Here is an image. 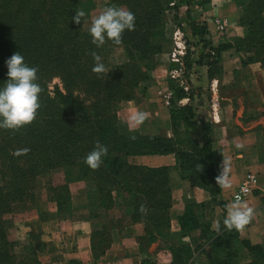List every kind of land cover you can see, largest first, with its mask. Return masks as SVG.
Here are the masks:
<instances>
[{
  "label": "trees",
  "instance_id": "trees-1",
  "mask_svg": "<svg viewBox=\"0 0 264 264\" xmlns=\"http://www.w3.org/2000/svg\"><path fill=\"white\" fill-rule=\"evenodd\" d=\"M111 1L135 14V30H126L118 45L124 49L127 62L109 68L105 46L97 48L91 43L90 32L82 29L86 17L80 25L72 20L77 10H84L83 0H0V87L8 80L6 60L20 52L28 66L38 68L37 83L43 89L41 107L32 124L16 132L0 129V264H40L34 248L32 260L17 259L6 236L4 216L17 203L32 205L39 179L59 169H64V181L50 187L57 209L61 199L67 200L72 183L91 189L89 197L97 198V208H111L113 193L122 194L131 220L145 224L141 240L167 237L173 264H188L192 246L201 250L208 264H240L238 244L251 254L246 264H264L263 250L240 241L238 231H228L224 225L219 233L211 228L205 216L209 204L185 200L177 217L180 231L171 232V167H150L132 159L173 155L180 179L206 191L211 203L224 210V203L217 199L221 189L216 184L223 156L213 147V124L197 120L192 105L180 103L191 100L185 88L176 86L173 91L176 103L171 100L168 110L170 137L129 131L119 120V104L135 100L140 84L149 79V69L143 63L152 62L162 50L165 5L162 0ZM239 3L243 14L239 25L246 32L238 42L244 45L245 53L253 54L242 63L264 62V0ZM208 51L214 56L215 51ZM92 52L102 56L110 70L106 79L92 72ZM210 63L209 81L213 79ZM198 122L201 133L197 140L191 131ZM133 135L135 141L129 139ZM97 141L108 152L99 170L93 171L84 159ZM25 148L30 149L26 155H15ZM141 204L147 206V215L139 212ZM195 231L199 232L196 237L192 235ZM91 237L105 240L104 234L96 232ZM184 238L189 244L182 242ZM100 251L97 248V253Z\"/></svg>",
  "mask_w": 264,
  "mask_h": 264
},
{
  "label": "crops",
  "instance_id": "crops-1",
  "mask_svg": "<svg viewBox=\"0 0 264 264\" xmlns=\"http://www.w3.org/2000/svg\"><path fill=\"white\" fill-rule=\"evenodd\" d=\"M231 37H242L244 30L235 27L229 32ZM223 63L221 81H209L207 70L205 76L196 82V97L204 101L196 119H207L214 126L213 147L220 150L223 159L230 161V179L232 188L222 190L217 197L225 205V209L212 205L210 195L199 188H191L187 181H180L183 199L209 204L207 210L211 228L219 219L223 222L227 215V206L232 203V194L243 176L252 173L256 177L253 194L244 202L255 209V217L243 231H238L239 240L252 246H259L264 252V62L248 61L232 51ZM247 57L252 53L246 54ZM219 85V86H218ZM223 92V94H220ZM203 94V96H199ZM209 97V98H208ZM186 100V99H185ZM209 107V108H207ZM224 108V109H223ZM195 110V109H194ZM205 111V113L203 112ZM229 112V115L227 113ZM200 113V114H199ZM127 121L128 117L126 116ZM166 136L172 135L169 127L168 112L164 116ZM200 124L198 122L199 128ZM200 131V128L198 129ZM243 144V148H237ZM151 167L173 166V155L149 156ZM222 159V161H223ZM222 164V162H221ZM174 209V208H173ZM183 205L177 207L171 215V232L179 233L177 217L182 213ZM214 210V213L212 211ZM92 213V214H90ZM219 214V215H218ZM77 215V216H76ZM128 204L124 195L113 193V206L109 209L95 207L77 209L65 218L57 214L55 208H47L25 224L24 237H33L39 243L46 240L45 250H37L40 264H172L171 258L157 261L149 260V250L142 249L141 238L145 235V224L130 218ZM221 216V217H219ZM219 218V219H218ZM220 222V221H219ZM30 226L39 225L30 229ZM222 225H224L222 223ZM85 230L86 235H80ZM96 232L102 237L92 239L91 233ZM198 236L199 232L192 233ZM97 248L101 251L97 253ZM239 263L246 264L252 259L251 254L240 244ZM142 249V250H141ZM97 253V255H95ZM188 264H208L202 253H197Z\"/></svg>",
  "mask_w": 264,
  "mask_h": 264
},
{
  "label": "rangeland",
  "instance_id": "rangeland-1",
  "mask_svg": "<svg viewBox=\"0 0 264 264\" xmlns=\"http://www.w3.org/2000/svg\"><path fill=\"white\" fill-rule=\"evenodd\" d=\"M83 2H85L84 10L86 12V20L83 23L82 29L87 32L91 27L92 20L96 18L105 7L116 6L127 10L125 5L116 4L111 0H83ZM162 2L165 5L163 15L164 41L162 42V50L154 56L152 62L143 63V66H147L146 68L149 69V79L147 82L140 84L136 99L121 102L117 110L119 120L123 122V125H125L129 131L130 129L126 116L129 118L131 113L136 110L148 112L149 119L143 126L134 130V132L149 136L166 135L167 124L165 125L163 118L168 112L170 104L168 106L165 104V96L172 93L170 102L173 100L174 103H176L173 94L176 86L185 88L184 90H188V93L191 95V100H182L181 104H190L195 111L198 112L201 105L204 107L207 106V102H204L207 98L206 95L202 97L201 100L196 97L198 92L196 82L199 81L203 75L205 76L207 64L213 62L211 65L213 79L210 81L218 80L220 82L223 76V63L229 55H233L232 51L240 56H242L243 53V58H249L246 55L247 53H245L244 45L238 42L239 39L244 37L246 32V28L239 25V19L243 15L239 0H162ZM216 19L225 22L224 30L221 31L216 29ZM236 26L243 28L244 35L242 37H231L229 35V32L234 30ZM195 30L197 34H193ZM221 45H225L226 47L217 51V48ZM104 46L109 68L127 62V56L122 47L109 43L108 41H106ZM209 48L210 52L212 50L215 51L214 56H211L209 53ZM214 63L216 65H214ZM54 82H56V80ZM220 94H223V92ZM199 96H203V94H199ZM203 112L205 113V111ZM227 115H229V112ZM203 120L206 122L208 121L204 117ZM198 129L199 128L196 127L191 131L192 136L197 140L200 138L201 133ZM213 130L214 126L212 128V138L214 134ZM148 157L149 156L135 157L132 160L133 162H139L151 167ZM173 160V166H169L172 169L170 172L172 204L169 211L171 215H173L172 212L177 207L184 205L185 200H187L185 198L183 199L185 193L180 186V181L187 180L180 179L179 173L175 168L174 156ZM63 181L64 169L50 172L48 175L39 179V187L35 190V201L32 205L28 203H17L13 206L11 213L4 216L6 236L8 241L13 244L11 251L17 256V259L30 261L34 258L31 254L32 248L38 250V252L45 250L46 240L40 239L39 243H37L38 240L35 241L36 239H33L31 235L27 238L24 237V230H26V227H23V224L33 220L39 212L47 208H55L57 214H61V216H65V218L77 209L89 208L91 212H94L95 206L98 203V201H96L97 198L89 197L91 189L86 188L83 183L70 184L67 200L61 199L60 201L62 204L60 208L57 209V201L50 187L62 184ZM190 186L191 188H196L191 184ZM212 213H214V210ZM208 215L210 214L206 212V220L209 223L211 220L215 221L217 218L216 215V218L212 217L209 221V219H207ZM219 221L221 228L223 222L220 219ZM29 227L31 229L32 226L29 224ZM37 227H39V225H35L32 228ZM79 233L80 235H86L85 230H79ZM194 237L196 236L194 235ZM165 239H167V237H158L155 241L146 239L142 242V249L150 251L149 260H161L164 256L166 259L171 258V253L169 251L171 242ZM182 242L189 244L187 238H184ZM172 243L178 244L175 242ZM191 249L193 250V258L195 254H200L201 252V250H196L194 246H192ZM171 263L173 264L172 258Z\"/></svg>",
  "mask_w": 264,
  "mask_h": 264
},
{
  "label": "clouds",
  "instance_id": "clouds-1",
  "mask_svg": "<svg viewBox=\"0 0 264 264\" xmlns=\"http://www.w3.org/2000/svg\"><path fill=\"white\" fill-rule=\"evenodd\" d=\"M86 17V12L82 9L77 10L72 20L76 25H80ZM135 30V14L122 7H105L102 12L92 20L89 29L92 37L91 43L97 48L102 47L106 41H111L114 45H121L123 33ZM94 66L92 72L100 79H106L109 69L103 63V58L96 52L91 53ZM8 80L0 87V129L19 131L21 128L32 124L41 107L39 98L43 89L37 83L38 68L30 67L25 63L24 57L20 52L14 53L6 60ZM149 119V113L145 111H133L128 119L130 131L144 125ZM130 140L135 141L136 136H130ZM237 148H243V144H237ZM30 149L17 150L15 155H26ZM108 149L99 141L96 142L94 149L87 154L84 163L93 171L99 170L103 164V157L107 155ZM230 161L223 159L220 173L216 177V184L222 190L232 188L230 179ZM142 215L148 214L145 204L139 206ZM255 209L237 199L227 206V215L223 221L224 227L228 231L235 229L243 231L255 217ZM215 231H221L219 221L214 225Z\"/></svg>",
  "mask_w": 264,
  "mask_h": 264
},
{
  "label": "built area",
  "instance_id": "built-area-1",
  "mask_svg": "<svg viewBox=\"0 0 264 264\" xmlns=\"http://www.w3.org/2000/svg\"><path fill=\"white\" fill-rule=\"evenodd\" d=\"M215 26L217 30L222 31L224 30L225 22L216 19ZM171 97H172V93H169L167 94V96H165V104L167 106L170 104ZM255 185H256L255 175L252 173L245 174L232 195L231 198L232 202H234L237 199H240L243 202H245L253 194V191L255 190Z\"/></svg>",
  "mask_w": 264,
  "mask_h": 264
}]
</instances>
